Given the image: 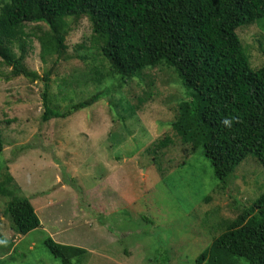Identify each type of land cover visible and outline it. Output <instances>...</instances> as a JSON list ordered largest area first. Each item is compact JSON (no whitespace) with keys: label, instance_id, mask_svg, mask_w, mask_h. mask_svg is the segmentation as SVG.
<instances>
[{"label":"rangeland","instance_id":"obj_1","mask_svg":"<svg viewBox=\"0 0 264 264\" xmlns=\"http://www.w3.org/2000/svg\"><path fill=\"white\" fill-rule=\"evenodd\" d=\"M7 2L0 0V9ZM68 23L59 61L43 62L30 37L24 66L41 78L50 71L53 94L62 80L70 81L51 99L52 109L102 92L92 106L43 121V82L0 65V264H61L46 248L47 237L85 251L72 264H195L222 232L221 221L234 219L264 192V167L247 156L224 185L214 178L202 149L187 148L171 131L176 106L188 93L165 67L121 85L110 78L77 84L90 69L105 72L106 64L92 46L89 21ZM236 35L250 68L262 67L264 19L237 28ZM164 136L172 142L162 149L161 174L146 148ZM23 198L53 205L42 215L36 209L49 220L45 229L19 235L10 228L6 206Z\"/></svg>","mask_w":264,"mask_h":264},{"label":"trees","instance_id":"obj_2","mask_svg":"<svg viewBox=\"0 0 264 264\" xmlns=\"http://www.w3.org/2000/svg\"><path fill=\"white\" fill-rule=\"evenodd\" d=\"M79 18L89 21L92 46L106 71L90 69L75 79L77 84L101 85L110 78L121 85L141 79L145 70L165 67L188 93L176 106L171 131L187 148L202 149L214 178L224 185L247 156L264 167V65L250 68L236 35L237 28L264 19V0H8L0 9V65L13 76L43 82V121L66 118L102 95L94 93L65 110L52 109L51 99L70 81L62 80L53 94L48 91L50 71L41 78L24 66L30 37L37 40L43 62L59 61L66 50L68 19ZM32 24L36 26L28 29ZM225 120L230 123L225 125ZM171 142L164 136L146 148L161 174L162 149ZM3 147L0 133V153ZM4 213L16 234L40 227L27 198L10 201ZM220 227L222 232L195 264H264V192ZM44 244L61 264H72L71 258L85 253L50 237Z\"/></svg>","mask_w":264,"mask_h":264},{"label":"crops","instance_id":"obj_3","mask_svg":"<svg viewBox=\"0 0 264 264\" xmlns=\"http://www.w3.org/2000/svg\"><path fill=\"white\" fill-rule=\"evenodd\" d=\"M57 180H59V177H58V176H57ZM29 201H30L31 205H32L33 208H34V211H35L36 216L38 215L37 210H38L39 212H41V215H42V213H44V209H45V208L48 209V207H53V205L50 204V203L47 204V205H44L43 200H37L36 202H35V200H34V202H32L33 200L30 199ZM125 201H126V198H125V196H123V202H125ZM34 204L38 205L37 208L34 207ZM36 209H37V210H36ZM48 215H49V213L47 214V217H48ZM43 217H45V215H43ZM37 218L39 219V222H40V227H39V228L45 229V224H47V223L49 222V220H47L46 218L41 219V218L38 217V216H37ZM48 218H49V217H48ZM56 224H57V223H55L54 226H55ZM50 235L53 236L54 234L50 233ZM17 236H19V235H17ZM19 237H20V236H19Z\"/></svg>","mask_w":264,"mask_h":264},{"label":"clouds","instance_id":"obj_4","mask_svg":"<svg viewBox=\"0 0 264 264\" xmlns=\"http://www.w3.org/2000/svg\"><path fill=\"white\" fill-rule=\"evenodd\" d=\"M223 123H224L225 125H228L230 122H229L228 120H225Z\"/></svg>","mask_w":264,"mask_h":264}]
</instances>
